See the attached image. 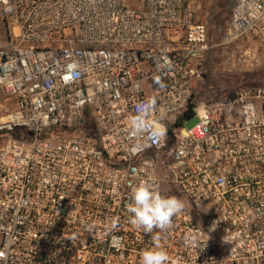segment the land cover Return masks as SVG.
I'll return each instance as SVG.
<instances>
[{
	"label": "built area",
	"instance_id": "built-area-1",
	"mask_svg": "<svg viewBox=\"0 0 264 264\" xmlns=\"http://www.w3.org/2000/svg\"><path fill=\"white\" fill-rule=\"evenodd\" d=\"M230 1L215 43L198 0H0V264H139L152 234L127 206L149 177L185 203L172 261L264 264V87L176 126L209 53L249 42L264 61V0ZM148 97L158 141L130 132Z\"/></svg>",
	"mask_w": 264,
	"mask_h": 264
},
{
	"label": "rangeland",
	"instance_id": "rangeland-1",
	"mask_svg": "<svg viewBox=\"0 0 264 264\" xmlns=\"http://www.w3.org/2000/svg\"><path fill=\"white\" fill-rule=\"evenodd\" d=\"M198 20L208 26L210 41L220 40L231 12L230 0H198ZM204 70L194 88V103L204 108L248 86L264 87V61L261 50L249 42H241L209 53ZM198 123L193 117L185 122V128Z\"/></svg>",
	"mask_w": 264,
	"mask_h": 264
},
{
	"label": "clouds",
	"instance_id": "clouds-1",
	"mask_svg": "<svg viewBox=\"0 0 264 264\" xmlns=\"http://www.w3.org/2000/svg\"><path fill=\"white\" fill-rule=\"evenodd\" d=\"M157 110L155 97H148L135 106V112L130 117V132L136 139L142 140L149 133L150 138L157 141L166 133L151 127V119ZM147 144L136 147L143 150ZM185 209L184 201L175 195H165L153 177L141 180L131 187L130 202L127 206L129 222L145 233L152 234V246L140 254L139 264H180L179 260L172 261L164 245L168 232L174 226V218ZM186 247L197 243V236L188 232L183 237Z\"/></svg>",
	"mask_w": 264,
	"mask_h": 264
},
{
	"label": "trees",
	"instance_id": "trees-1",
	"mask_svg": "<svg viewBox=\"0 0 264 264\" xmlns=\"http://www.w3.org/2000/svg\"><path fill=\"white\" fill-rule=\"evenodd\" d=\"M193 107H194V108L196 107L195 103H194V105H193V104L191 105L190 109L185 113L184 117H182V118L177 122V124H176L177 127H179V126H183V123H184L185 121H187V120H189V119H191V118H193V117L196 116L195 111L193 110ZM171 131H172V130L170 129V132H171Z\"/></svg>",
	"mask_w": 264,
	"mask_h": 264
},
{
	"label": "crops",
	"instance_id": "crops-1",
	"mask_svg": "<svg viewBox=\"0 0 264 264\" xmlns=\"http://www.w3.org/2000/svg\"><path fill=\"white\" fill-rule=\"evenodd\" d=\"M202 110H203V108H201V107L198 108V106H196V107L194 108V111H195V114H196L195 117L198 118V121H199V114L202 112Z\"/></svg>",
	"mask_w": 264,
	"mask_h": 264
}]
</instances>
